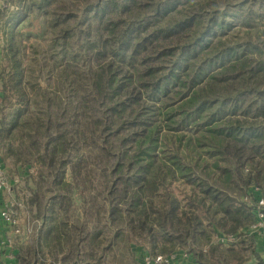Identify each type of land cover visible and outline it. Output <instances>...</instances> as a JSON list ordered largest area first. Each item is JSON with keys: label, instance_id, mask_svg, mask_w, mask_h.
Wrapping results in <instances>:
<instances>
[{"label": "trees", "instance_id": "obj_1", "mask_svg": "<svg viewBox=\"0 0 264 264\" xmlns=\"http://www.w3.org/2000/svg\"><path fill=\"white\" fill-rule=\"evenodd\" d=\"M9 1L14 11L0 8L9 65L0 73V114L12 98L16 105L7 125L1 116L0 133L23 129L33 144V133L43 139L36 151L56 186L47 206L36 193L28 200L41 226L15 264H100L104 241L120 259L134 256V241L166 255L252 221L243 197L264 188V0ZM30 16L56 63L70 60L77 75L86 62L77 104L101 134L107 168L108 208L96 225L81 220L87 207L75 213L68 199L64 168L73 163L59 86L35 91L17 60L15 30ZM26 89L39 100L35 117ZM255 241L237 244L257 256ZM206 259L226 258L211 246Z\"/></svg>", "mask_w": 264, "mask_h": 264}, {"label": "rangeland", "instance_id": "obj_2", "mask_svg": "<svg viewBox=\"0 0 264 264\" xmlns=\"http://www.w3.org/2000/svg\"><path fill=\"white\" fill-rule=\"evenodd\" d=\"M1 7H7V13L15 10V5L10 1L6 2V0H0ZM261 11L264 14V9ZM15 31L14 41L17 42V60L21 62L23 78L27 80L28 76L32 75L29 79L32 83L31 85L35 87V91L36 88L47 92H50L51 89L56 91V86L53 85L59 86L60 93L57 92V94L59 97H62L63 106L67 108V114L62 117L64 120L61 118L60 123L65 124L69 137L68 152L72 158L69 162L74 164H67L64 168V179L70 185V192L67 194L68 199H71L73 204L72 209L75 213H82V209L87 207V217H83L81 220L85 221L87 226L91 224L96 225L95 220L97 218H101L103 221L105 220L108 208L106 202L107 189L105 188L107 168L105 160L100 155L102 147L101 134L95 127L94 122H92L91 119L93 118L91 115H83L77 104L79 89L81 90L86 84L84 79L80 80L78 78V75H82V78L84 77L83 72L86 68V62L83 61L77 67V75L74 74L75 69L71 66L72 62L70 60L56 63L58 61L52 59L47 51V44L45 42L46 34L45 32L41 33L39 18L34 16L28 17L25 22L18 25ZM0 36L1 73L2 70L7 72L9 65L7 61L2 59L1 51L6 42L2 30L0 31ZM35 91L30 92L28 89L25 90V93H27L30 99L28 111L32 114V117L36 116V108L33 103L39 101L34 100ZM15 105V100L12 98L5 113L0 114V120L2 116L6 125L7 121H9L6 115L9 116L11 111H14ZM16 107L18 108L19 106ZM68 119H70L69 124L67 122ZM26 135L23 129H14L9 133H0V164L5 171L8 182L13 184L14 181H18L16 184L17 189L16 187L13 188V201L15 203L25 201L28 206V200L36 193L40 195V205L44 207L47 206L49 199L56 190L52 176L55 172L53 169L42 165L39 160V153L36 149L40 148L42 151L44 140L33 133L35 138V144H33ZM30 209H28V212L31 219L40 222L41 220L36 217L35 209ZM81 220L79 222L80 224L82 223ZM72 221L74 222L73 219ZM35 228L34 225L33 229ZM104 233H108L107 228H104ZM106 237L108 238V236ZM210 240L203 242L201 247L209 243ZM16 242L20 247H30L32 246L33 239L22 236ZM102 243L101 247L107 249V251L103 254L100 264H138L141 255L147 253L142 245L136 244L134 241L130 245L134 256L128 252V254H124V257L120 259V253L113 249L108 251V243L106 241ZM237 243L228 248L217 247L219 253L226 258L224 262L222 261V264H239L241 261H247L253 256L251 252L240 250L239 244ZM254 243L253 252L256 250ZM135 247H141L143 250L138 255H135ZM133 248L134 250H132ZM113 255L116 258L119 257L117 259L112 258ZM206 256L200 260L203 264L207 262ZM253 257L258 264H261L262 261L258 255ZM197 258L200 259L199 257Z\"/></svg>", "mask_w": 264, "mask_h": 264}, {"label": "built area", "instance_id": "obj_3", "mask_svg": "<svg viewBox=\"0 0 264 264\" xmlns=\"http://www.w3.org/2000/svg\"><path fill=\"white\" fill-rule=\"evenodd\" d=\"M17 183L18 181H14L13 184L8 182L5 171L0 164V196L3 199L0 219L9 228V234L2 240V245L5 247L13 246L15 238L36 236L41 226L40 222L31 219L25 201L22 203H15L13 201V188L16 187L17 189ZM252 194L257 195V199L254 201L251 200ZM243 202L252 208V221L237 233L231 235H213L209 243L198 249H194L190 245L187 248L177 249L166 255L151 256L144 253L141 255L138 264H180L188 259L192 260V264H201L194 259L193 253H199L202 257H205L210 246L232 247L245 237H253L256 240L261 239L264 241V188H253L251 193L243 197ZM34 225L35 229H33ZM15 254V252H10L6 257L12 260Z\"/></svg>", "mask_w": 264, "mask_h": 264}, {"label": "crops", "instance_id": "obj_4", "mask_svg": "<svg viewBox=\"0 0 264 264\" xmlns=\"http://www.w3.org/2000/svg\"><path fill=\"white\" fill-rule=\"evenodd\" d=\"M1 31V30H0ZM0 40H1V36H0ZM3 204V199L0 196V210ZM29 209V208H28ZM29 211V210H28ZM9 234V228L1 221L0 219V264H15L16 263V256H14V258L12 260L8 259L6 257V255L10 252L12 253H19V249L21 248L20 246H18V243L16 242L20 240V238H15L14 240V244L11 247H5L2 245V240L5 236H7ZM38 233L36 236H26L25 238H32L33 241H35L37 239ZM255 252L257 253L259 259H261V264H264V241L261 239H258L255 241ZM139 249V250H138ZM134 250V248L132 249ZM138 250V252H137ZM143 250L141 247H135V255H138V253H140V251ZM15 254V255H16ZM43 254H45V252L43 251ZM137 257V256H135ZM180 264H192V260L188 259L185 260L183 262H181Z\"/></svg>", "mask_w": 264, "mask_h": 264}, {"label": "water", "instance_id": "obj_5", "mask_svg": "<svg viewBox=\"0 0 264 264\" xmlns=\"http://www.w3.org/2000/svg\"><path fill=\"white\" fill-rule=\"evenodd\" d=\"M242 264H258L256 259L252 256L249 260L243 262Z\"/></svg>", "mask_w": 264, "mask_h": 264}]
</instances>
